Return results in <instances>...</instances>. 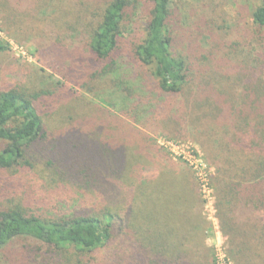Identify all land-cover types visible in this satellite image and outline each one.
<instances>
[{
	"label": "trees",
	"instance_id": "trees-1",
	"mask_svg": "<svg viewBox=\"0 0 264 264\" xmlns=\"http://www.w3.org/2000/svg\"><path fill=\"white\" fill-rule=\"evenodd\" d=\"M93 6L98 12L85 22ZM138 8L148 15L144 36L133 42L126 40L132 36L125 18L130 9ZM176 13L169 0H0V24L11 27L30 16L33 23L43 20L50 25L56 37L35 42L34 51L40 58L53 53L51 75L63 73L60 81L41 77L42 84L51 83V89L36 92L10 84L13 76L9 74L0 75V176L7 175L0 178V264H107L94 256L113 239L115 224L124 230L125 205L120 199L129 194L128 203L133 206L143 194L136 176H121L142 167L125 152L128 143L145 136L128 118L141 115L143 122H156L155 131L162 128L168 114L184 110L183 99L177 98L190 92L189 110L195 122L211 115L224 135L223 149L214 159L215 185L218 220L231 259L234 264H264V55L243 56L240 47L246 46L245 36L228 40L223 51L211 50L206 56L208 65L199 74L195 68L199 57L173 49ZM249 17L256 30L264 32V0H259ZM58 32L81 35L80 44L66 49L58 41ZM68 38L75 42L71 35ZM259 40L264 44V34ZM7 49L8 44L0 39V53ZM63 62H68L66 68ZM145 69L149 82L140 74ZM195 74L200 78L193 87ZM100 83L105 91L99 100L112 111L106 119H72L68 113L71 122L66 129L48 132L42 119L47 111L41 110L47 102L39 98L52 97L56 104L76 95V87L91 93ZM70 103L69 109L75 111V101ZM95 125L94 132L101 135L98 139L95 133L78 132ZM109 162L111 168H107ZM39 165L42 184L33 189L27 175ZM142 177L150 179L151 175ZM169 182L166 186L177 187L178 182ZM126 185L129 190L119 191ZM13 189L20 190V197L3 203ZM121 240L118 247L128 240L130 248L117 253L115 264H184L178 261L183 258L180 253L170 259L174 257L170 249L162 254L136 238L123 236ZM163 249H168L165 242ZM35 252L39 256L32 258Z\"/></svg>",
	"mask_w": 264,
	"mask_h": 264
},
{
	"label": "rangeland",
	"instance_id": "rangeland-1",
	"mask_svg": "<svg viewBox=\"0 0 264 264\" xmlns=\"http://www.w3.org/2000/svg\"><path fill=\"white\" fill-rule=\"evenodd\" d=\"M169 2L173 11L177 12V21H175L172 32L173 49L193 58L199 57L200 62L195 65L199 74L208 65L206 56L211 50L220 49L223 51V45L228 44L232 39L242 40L244 36L246 37L244 40L246 46L240 47L243 56L253 57L256 53L264 55V44L259 40L264 32L259 29L257 31L249 17V13L259 5V0H169ZM67 5L77 10L73 3ZM93 7L95 8L86 13L85 22L93 20L90 16L92 12L95 14L98 12L97 6ZM126 15L127 31L132 36V38L126 36V40L130 39L135 42L145 34L144 28L148 14L144 15L142 9L138 8V10L130 9ZM74 18L73 16L71 19ZM42 21L33 23L29 16L27 20L17 21L11 27L0 24V39L8 44V49L0 53V75L13 76L10 84H20L29 89L28 92L51 89V83L42 84L41 77L51 76V79L60 81L61 74H63L51 75L49 62L54 56L53 53L47 52L40 58L34 51L35 44H38L41 39L51 41L50 35L56 37V34L51 31L50 25ZM58 34L59 43L65 45L66 49L74 48L80 44L81 35L79 34L73 32L68 35H65L64 32H58ZM69 35L74 38L75 42L69 41ZM258 46H262V49ZM261 60L264 61V57ZM65 64L68 62H63V68H66ZM140 72L146 80H151L148 70ZM195 76L193 87L200 78L198 74ZM84 81H88L86 77H84ZM147 82L149 81L147 80ZM40 84L43 86L40 87ZM91 86L93 84H90ZM101 87L102 83L98 87L94 85L92 87L94 90L91 93L76 87V95L61 100L57 99L56 104L52 102V97L39 98L38 100L41 102H47L45 109L42 106L41 110L47 111L42 119L49 130L48 132L54 134L56 131L58 133L66 129L65 127H68L71 122L68 120V113L73 115L72 119H78L79 116L83 118L80 120H98L100 117L106 119L112 111L105 109L107 107L99 100L102 97H98V95H102L105 91ZM191 95L190 92L187 95L178 96L177 99H183L184 110L179 109L173 115L172 113L168 114V118L163 119V123L160 124L162 128L155 131H153V127L156 122H143L145 117L141 115L128 118L129 122H133L136 127L143 130L141 134L145 136L140 137L142 140L139 138V140H135L137 143H128L125 146L126 155L129 160H135L136 166L143 167L145 165L146 167L142 171V167H140L133 173L128 170L121 176H125L126 179L136 176L138 190L143 194L133 206L128 203L129 194H125V198L120 199V203L125 205L122 222L124 230H118V223L114 225L113 239L109 245L101 248L94 256L101 263L105 261L107 264H115L114 257L117 256V253L123 252L125 249L127 252L130 248L128 240H126L125 246L118 247L122 243L121 238L127 236V239L136 238L139 243L141 242L152 251L165 254L169 249L172 250L174 257L170 259L176 258L177 252L175 253L174 249H177L175 245V241H177L179 245L182 244V249L188 254H180L183 258L178 261L188 260V264H234L228 251L227 238L218 220L220 218L218 214L219 195L215 185L218 172L214 159L220 149H223L222 127L215 124L211 115L212 120L210 117H206L202 122H195L196 116L189 110ZM73 97L76 99L72 100ZM73 101H75L72 104L75 111L71 110L72 108L69 109L71 106L69 102ZM55 107H59L60 110L57 111ZM121 111L123 112L122 108ZM131 113L134 115V112ZM195 114L201 116V112H195ZM199 119L201 118L197 117V121ZM137 120L140 122L137 123ZM142 123L145 124V127L139 125ZM95 127L96 125L91 126L90 129L81 128L78 132L80 135H85L89 131L90 136L95 133L96 139H98L101 135L94 132ZM143 146L146 150H142ZM40 168L41 165L37 171L27 175L28 182L33 183V189H37L42 184L40 183ZM107 168H111L110 162ZM150 175V179L141 178V176L148 178ZM6 176V173H2L0 178H6ZM156 176L159 178L157 179ZM150 180L151 183L145 186ZM170 180L178 182L176 188L166 186L170 184ZM23 183L25 184V182ZM129 189L130 187L126 185L119 191L125 190L124 192H126ZM145 189L146 191H144ZM107 196L110 198L112 193ZM18 197H20V190L13 189L5 194V200L2 202L7 203ZM166 200H168V204ZM162 206L166 207L165 210L161 208ZM129 207L133 211H128ZM130 211L132 212V224H130L131 219H128L131 216ZM185 213L194 217L196 222L189 221L184 216ZM127 225L129 226L128 230L133 234L128 233ZM164 242L168 244V249H163L161 252ZM114 250L116 253L113 252ZM36 256H39V253H33L32 258Z\"/></svg>",
	"mask_w": 264,
	"mask_h": 264
},
{
	"label": "crops",
	"instance_id": "crops-1",
	"mask_svg": "<svg viewBox=\"0 0 264 264\" xmlns=\"http://www.w3.org/2000/svg\"><path fill=\"white\" fill-rule=\"evenodd\" d=\"M189 221H195L196 222V219L194 218V217H191L188 213H185V215H184ZM175 245H176V248L177 249H174V251H175V253L177 252V254L178 253H180V254H185V255H188L182 248V244L181 245H179L178 244V242L177 241H175ZM161 252H162V250H161ZM174 252L172 251V254H173ZM189 262H188V260H186L185 262H184V264H188Z\"/></svg>",
	"mask_w": 264,
	"mask_h": 264
}]
</instances>
